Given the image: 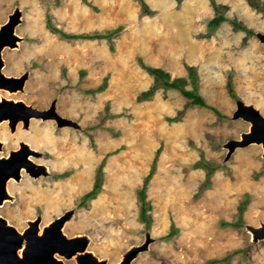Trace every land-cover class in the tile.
I'll return each instance as SVG.
<instances>
[{
	"label": "rangeland",
	"instance_id": "374dc122",
	"mask_svg": "<svg viewBox=\"0 0 264 264\" xmlns=\"http://www.w3.org/2000/svg\"><path fill=\"white\" fill-rule=\"evenodd\" d=\"M145 2L150 13L138 0H0V24L20 10V38L2 50V71L27 72L21 90L0 87V98L39 109L55 100L56 111L71 119L57 125L31 117L13 129L0 122V155L25 141L47 170L10 178L0 214L19 230L39 216L41 230L72 210L63 232L86 236V248L107 264L146 233L147 248L131 264H264V237L253 240L247 227L264 222L263 148L250 143L226 155L224 146L248 129L232 117L237 99L264 114V42L256 35L264 32V0H214L225 6L219 10L211 0ZM219 13L226 19L208 30ZM113 29L101 38L62 34ZM142 62L186 76V87L193 65L198 91L213 108L188 103L174 88L138 99L154 80ZM153 161L145 221L138 189ZM99 166L101 188L83 200Z\"/></svg>",
	"mask_w": 264,
	"mask_h": 264
},
{
	"label": "water",
	"instance_id": "95a60500",
	"mask_svg": "<svg viewBox=\"0 0 264 264\" xmlns=\"http://www.w3.org/2000/svg\"><path fill=\"white\" fill-rule=\"evenodd\" d=\"M20 10H15L8 15L7 20L0 24V87L9 91L21 90L27 77V72L8 75L2 71L4 47H14L20 38L15 33V25L19 22ZM259 40L264 42V32H257ZM31 117L42 119H54L57 125L71 123V119L62 116L55 109V100H52L47 108L39 109L21 99L0 98V122L7 120L11 129L18 121L27 126ZM233 118L241 117L249 122L248 129L242 131L239 137L229 138L224 146L229 155L235 147L245 146L250 143H260L264 156V114L251 103L236 100V108L232 113ZM2 141L0 140V150ZM39 152L31 148L25 141H19L18 147L10 149L8 154L0 155V204L10 194L7 190V181L10 178L18 179L21 169L24 168L32 176H38L47 172L45 165L36 163L31 155ZM72 210L55 217L40 230V217L28 220V225L19 230L0 214V264H63L57 254L67 258L76 251H81L76 256L77 264H107L104 258H99L86 249L87 237L84 235L67 236L62 226L71 216ZM252 234V239L264 237V222L258 226L247 225ZM40 230V232H39ZM150 236L146 233L145 240L129 247L122 255L121 260L114 264H131L132 259L139 251L147 248Z\"/></svg>",
	"mask_w": 264,
	"mask_h": 264
},
{
	"label": "trees",
	"instance_id": "16d2710c",
	"mask_svg": "<svg viewBox=\"0 0 264 264\" xmlns=\"http://www.w3.org/2000/svg\"><path fill=\"white\" fill-rule=\"evenodd\" d=\"M140 4V9L142 13H150L152 9L149 8L145 0H138ZM211 3L215 7L216 10H219V7H225L224 5H218L211 0ZM226 19V16L223 13H219L210 17L206 22V27L208 30H214L223 20ZM231 22L237 27L243 30L250 32L251 30L246 28L240 22L236 20H231ZM115 29L105 32L95 31L90 33H82V34H75V33H62L64 36L67 37H87V38H101V37H109L111 33H113ZM143 68L153 77V84L146 90H142L138 94V99L148 98L151 94L156 90L158 87L164 88H174L177 89L183 96L188 99V103L196 104L201 106H207L213 108L209 105L203 95L198 91V76L196 72V68L193 65H188V76L191 77L192 87H186L187 77L186 76H171L170 72L166 69L159 67V66H152L147 63L142 62ZM103 85L98 86L96 89H102ZM229 91L232 92L231 82L228 81ZM177 116L169 117L170 120H175ZM154 161L152 163V167L150 168L149 172L144 177L143 183L141 187L138 189V194L140 198V215L141 218L145 221H148V217L146 214V210L148 209V201L145 199L146 197V186L151 178L154 168ZM98 167V173L94 180V184L90 190H88L84 194V198H92L94 197L101 188V176H100V168Z\"/></svg>",
	"mask_w": 264,
	"mask_h": 264
},
{
	"label": "bare ground",
	"instance_id": "6f19581e",
	"mask_svg": "<svg viewBox=\"0 0 264 264\" xmlns=\"http://www.w3.org/2000/svg\"><path fill=\"white\" fill-rule=\"evenodd\" d=\"M0 140H1V139H0ZM1 141H2V140H1ZM22 170H25V169L22 168L21 171H22ZM6 187H7V185H6ZM7 190H8V189H7ZM39 232H40V230H39ZM86 249H87V248H86ZM79 252H81V251H76L71 257H75V259H76V256H77V254H78ZM56 254H57V253H56ZM59 255H60V254H59ZM60 256H63V255H60ZM64 257H65V256H64ZM66 258H67V257H66ZM62 261H63V260H62ZM63 264H65L64 261H63Z\"/></svg>",
	"mask_w": 264,
	"mask_h": 264
},
{
	"label": "flooded vegetation",
	"instance_id": "af4514ba",
	"mask_svg": "<svg viewBox=\"0 0 264 264\" xmlns=\"http://www.w3.org/2000/svg\"><path fill=\"white\" fill-rule=\"evenodd\" d=\"M241 118V117H240ZM243 119V118H242ZM246 121V120H245ZM248 122V121H247ZM249 123V122H248ZM248 126H249V124H248ZM64 257V256H63ZM61 258V257H60ZM66 258V257H65ZM69 258H71V257H69ZM62 259V258H61ZM63 260V259H62ZM75 263L77 264V262H76V259H75Z\"/></svg>",
	"mask_w": 264,
	"mask_h": 264
}]
</instances>
